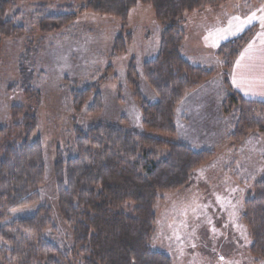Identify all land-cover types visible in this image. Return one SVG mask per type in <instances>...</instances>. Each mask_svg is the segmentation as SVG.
Here are the masks:
<instances>
[{"label":"rangeland","instance_id":"obj_1","mask_svg":"<svg viewBox=\"0 0 264 264\" xmlns=\"http://www.w3.org/2000/svg\"><path fill=\"white\" fill-rule=\"evenodd\" d=\"M210 3L180 27L185 32L182 58L212 77L177 106L174 134L159 135L143 127L140 104L128 82L133 68L142 101L159 102L143 76L144 64L158 57L164 30L152 7L139 5L122 23L84 11L87 0L14 1L6 18L23 33L0 38V130L12 125L13 107L37 116L34 139L43 145L45 178L39 202L1 212L0 228L31 218L45 207L55 229L45 239L59 249L72 246V231L60 216L56 197L55 165L59 151L64 161L68 159L67 149L73 147L77 130L86 133L106 126L214 154L211 162L191 175L186 189L165 194L157 202L153 251L168 256L172 264H264L251 256L252 240L243 222L245 204L264 180V133L239 132L241 115L229 102L225 62L216 55L220 46L264 26V0ZM69 11L76 17L69 25L55 30L46 23ZM130 34L127 52L114 55L117 38ZM86 84H97L102 100L99 114L90 113V102L81 111L74 108L73 94ZM4 146L0 138V158ZM82 260L77 252L68 257L69 264Z\"/></svg>","mask_w":264,"mask_h":264},{"label":"trees","instance_id":"obj_2","mask_svg":"<svg viewBox=\"0 0 264 264\" xmlns=\"http://www.w3.org/2000/svg\"><path fill=\"white\" fill-rule=\"evenodd\" d=\"M14 1L0 0V38H17L23 33L22 27L6 18ZM211 1L87 0L84 11L122 23H127L130 12L139 5L150 6L157 23L164 26L158 57L143 68V76L159 102L149 105L142 101L133 82V68L128 77L140 104L143 127L150 132L173 135L177 106L212 77L211 72L193 67L182 58L185 32L180 27L188 16L211 5ZM68 13L48 18L46 23L55 30L67 26L76 18L72 11ZM255 33V28L249 29L216 52L225 62L229 102L241 115L239 132L246 133H264V103L243 98L233 90L228 77ZM132 39L131 34L117 38L113 54L126 53ZM88 102L92 105L90 113L99 114L102 100L97 84H86L73 94L77 111ZM257 117L262 121H256ZM11 120L8 129L0 130L5 143L0 158V214L37 204L45 178L43 145L40 139H34L37 116L13 107ZM11 137L15 139L9 143ZM67 153L64 161L59 151L54 177L60 216L72 231V246L59 249L45 239L49 230L55 229L50 210L41 207L35 216L0 228L3 264H69V255L76 252L83 257L82 264H172L168 256L151 248L157 221L155 207L165 194L186 189L191 175L211 162L214 154L106 126L86 133L77 130ZM243 222L252 240L251 256L264 261V180L250 194Z\"/></svg>","mask_w":264,"mask_h":264},{"label":"crops","instance_id":"obj_3","mask_svg":"<svg viewBox=\"0 0 264 264\" xmlns=\"http://www.w3.org/2000/svg\"><path fill=\"white\" fill-rule=\"evenodd\" d=\"M234 91L250 101L264 103V26L257 28L230 72Z\"/></svg>","mask_w":264,"mask_h":264}]
</instances>
